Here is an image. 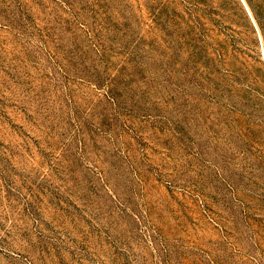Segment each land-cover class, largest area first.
<instances>
[{"label":"rangeland","instance_id":"obj_1","mask_svg":"<svg viewBox=\"0 0 264 264\" xmlns=\"http://www.w3.org/2000/svg\"><path fill=\"white\" fill-rule=\"evenodd\" d=\"M0 264H264V0H0Z\"/></svg>","mask_w":264,"mask_h":264}]
</instances>
